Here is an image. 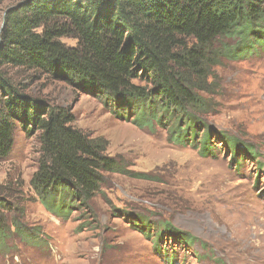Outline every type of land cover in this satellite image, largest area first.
<instances>
[{"label": "trees", "instance_id": "1", "mask_svg": "<svg viewBox=\"0 0 264 264\" xmlns=\"http://www.w3.org/2000/svg\"><path fill=\"white\" fill-rule=\"evenodd\" d=\"M232 38L229 48L222 44ZM257 52L264 53V0H25L7 11L0 31V160L11 153L17 126L37 133L30 187L60 220L79 206L90 209L106 175L127 172L124 161L106 154L105 139L74 127L70 111L27 95L7 74L14 69L98 94L115 116L150 132L160 128L169 144L203 158H216L219 144L235 164L242 154L255 157L246 144L237 159L239 142L211 129L206 117L215 109L212 69L225 57ZM7 208L0 195V251L12 236L33 234L19 222L10 232Z\"/></svg>", "mask_w": 264, "mask_h": 264}, {"label": "rangeland", "instance_id": "2", "mask_svg": "<svg viewBox=\"0 0 264 264\" xmlns=\"http://www.w3.org/2000/svg\"><path fill=\"white\" fill-rule=\"evenodd\" d=\"M24 1L0 0V31L7 11ZM236 40L222 44L229 48ZM62 42L75 45L71 38ZM235 58L225 57L212 69L215 109L206 122L239 142L237 159L246 144L257 153L242 154L237 164L224 144L216 158H203L197 150L169 144L160 128L150 132L115 116L98 94L59 78L7 70L27 95L66 108L74 127L105 139L106 154L124 161L127 172L106 175L90 209L79 206L60 220L30 187L38 134L28 136L17 126L13 149L0 160V195L7 201L9 231L19 222L33 234L9 238L0 264H243L227 238L245 237L242 241L263 247L264 227L249 229L245 221H253L255 207L264 215V53Z\"/></svg>", "mask_w": 264, "mask_h": 264}, {"label": "bare ground", "instance_id": "3", "mask_svg": "<svg viewBox=\"0 0 264 264\" xmlns=\"http://www.w3.org/2000/svg\"><path fill=\"white\" fill-rule=\"evenodd\" d=\"M253 213L255 214L253 221L252 220L245 221L247 226L254 225V226L264 227V215L261 214L260 209L255 207L253 209ZM249 229H250V226H249ZM244 238L242 240H244ZM226 240H228L229 242L232 241L233 244L231 245H233L235 247V251L238 252V256L236 259L243 258V261H242L243 264H264V246L263 247L262 246H259V247L251 246L250 243H246L245 241H242V240L240 241L233 237L232 239L227 238Z\"/></svg>", "mask_w": 264, "mask_h": 264}]
</instances>
